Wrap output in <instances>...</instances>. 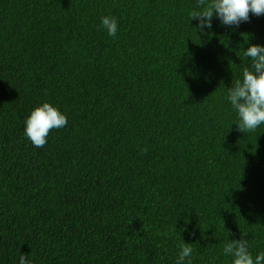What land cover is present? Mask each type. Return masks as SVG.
<instances>
[{"label":"trees","instance_id":"16d2710c","mask_svg":"<svg viewBox=\"0 0 264 264\" xmlns=\"http://www.w3.org/2000/svg\"><path fill=\"white\" fill-rule=\"evenodd\" d=\"M193 10L0 0V264H175L183 242L231 264L241 237L264 252V125L238 131L226 99L264 15L201 32ZM44 102L68 123L35 148L23 121Z\"/></svg>","mask_w":264,"mask_h":264},{"label":"clouds","instance_id":"9594fccd","mask_svg":"<svg viewBox=\"0 0 264 264\" xmlns=\"http://www.w3.org/2000/svg\"><path fill=\"white\" fill-rule=\"evenodd\" d=\"M197 9L189 13L197 20V30L211 29L212 20L218 19L226 27H239L252 16L264 15V0H197ZM100 27L110 37L118 32V20L114 16H102ZM250 59V68H245L242 78L228 88L227 102L235 110L237 130L251 132L264 125V45L249 44L243 51ZM67 116L58 107L44 102L35 107L23 121V135L35 148L47 143L49 132L67 126ZM232 125V124H231ZM223 254L231 257V264H264V252L254 257L247 239L228 241ZM194 249L183 242L175 264H193ZM18 264H31L25 255H20Z\"/></svg>","mask_w":264,"mask_h":264}]
</instances>
